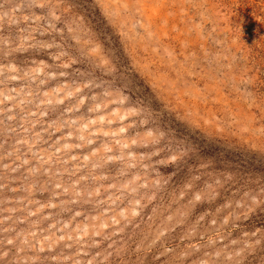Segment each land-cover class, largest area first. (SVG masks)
Wrapping results in <instances>:
<instances>
[{
  "label": "rangeland",
  "instance_id": "1",
  "mask_svg": "<svg viewBox=\"0 0 264 264\" xmlns=\"http://www.w3.org/2000/svg\"><path fill=\"white\" fill-rule=\"evenodd\" d=\"M0 264H264V0H0Z\"/></svg>",
  "mask_w": 264,
  "mask_h": 264
}]
</instances>
